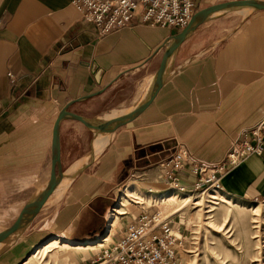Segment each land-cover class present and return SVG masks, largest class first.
<instances>
[{"label":"crops","instance_id":"obj_1","mask_svg":"<svg viewBox=\"0 0 264 264\" xmlns=\"http://www.w3.org/2000/svg\"><path fill=\"white\" fill-rule=\"evenodd\" d=\"M224 1L195 0L196 11ZM183 29L145 23L137 14L133 24L100 36L73 0H0V231L49 181L60 111L71 102L69 110L86 117L132 111ZM262 119L264 10L213 14L176 49L148 107L108 135L100 150L94 130L62 121L63 169L72 175L85 167L66 177L69 183L58 186L61 192L56 189L21 236L0 243V264H19L47 235L74 242L104 237L107 210L128 181L137 176L145 187L156 184L165 172L162 163L179 147L216 167ZM190 164L177 173L187 189L199 178ZM218 175L226 193L264 202V151ZM56 207L62 208L58 218L50 213ZM139 213L120 235L110 234V243Z\"/></svg>","mask_w":264,"mask_h":264},{"label":"built area","instance_id":"obj_2","mask_svg":"<svg viewBox=\"0 0 264 264\" xmlns=\"http://www.w3.org/2000/svg\"><path fill=\"white\" fill-rule=\"evenodd\" d=\"M73 3L83 18L97 27L100 36L133 24L137 14L145 23L182 29L190 23L196 11L195 0H73ZM9 75L14 79L12 73ZM263 151L264 119L256 123L249 130L248 137L236 144L216 167L192 159L179 147L162 163L165 167L162 179L165 184L185 191L187 187L180 183L177 173L186 169L190 162L191 173L199 177L194 189L210 184V187L223 191L218 173ZM207 172L210 174L205 176ZM151 206L141 208L137 219L130 221L119 240L103 247L97 258H92L90 263L82 261L77 264H183L181 253L186 249L181 247V229H175L172 218H159V211L149 212Z\"/></svg>","mask_w":264,"mask_h":264},{"label":"rangeland","instance_id":"obj_3","mask_svg":"<svg viewBox=\"0 0 264 264\" xmlns=\"http://www.w3.org/2000/svg\"><path fill=\"white\" fill-rule=\"evenodd\" d=\"M227 13L240 14L235 10ZM134 179L137 181L131 182L130 188L135 190L134 195L137 198H130L126 207L118 205L128 181L121 191L118 192V198L115 203L107 210L106 215L109 217V223L111 216L113 217L115 213L114 209L120 207L125 212L122 215H115L116 223L113 228V235L118 233L120 235V231L124 229L123 225L131 218L132 213L138 214L141 208L147 209L148 206L152 205L148 209L149 212L156 213L159 211L161 218L167 216L169 217L168 219L172 218V224H175V229H181L184 244V247H181L186 249V252L181 253L183 264H264V202L246 201L220 190L219 192L224 199L230 200L231 203L220 200L217 203H212L209 202L208 196L210 193L218 195L216 193L218 191L215 192L209 186L210 184H206L200 189L193 188L181 191L179 188L165 184L161 177H156V180H158L156 184H146L147 187L140 181V177L136 176ZM59 187L58 193L61 190ZM172 192L176 193L174 196L179 197L169 202L161 201V196ZM186 196H192L195 200L185 203L183 206V198ZM196 200L202 201V205H194L193 202ZM179 207H181L180 211L174 214L173 211ZM257 207L260 208L258 217L261 220L260 228L254 227V218L256 216H254L252 210ZM61 211L62 208L56 207L51 209L50 213L58 218ZM42 231L39 232V235L44 236L41 233ZM257 231H259L260 237L254 238L253 236L257 234ZM110 234L111 232L108 229V233L104 237L75 242H101L106 240ZM177 234L181 235L179 232ZM34 239H36L35 242L40 240L39 236ZM54 239L61 240L58 247L52 249L43 257L31 260L32 262L30 261L28 264H77L82 261L90 263L92 258H97V253L102 249L93 250L89 253L81 251L73 253L65 246L69 241L74 242L73 240L57 235H47L37 242V246L30 251V254ZM28 256L24 257L19 264H24L29 259Z\"/></svg>","mask_w":264,"mask_h":264},{"label":"water","instance_id":"obj_4","mask_svg":"<svg viewBox=\"0 0 264 264\" xmlns=\"http://www.w3.org/2000/svg\"><path fill=\"white\" fill-rule=\"evenodd\" d=\"M244 8H251L252 11H262L264 10V0H229L217 4H212L196 11L190 23L180 33L174 35L171 41L168 43L160 66L154 75V79L145 98L132 111L111 118H100L86 117L76 112L70 111L69 106L73 102L63 108L56 119L53 129V169L51 177L46 183V185L43 187V189L39 192V194L36 195L25 206V208L19 214L14 223L6 229L0 231V243L11 242L21 236V234L31 225L35 217L41 211L48 198L56 191L64 177L75 176L77 173H79V171H81L85 167H81L79 171H77L73 175H67L65 173L63 169L60 149V127L62 121L66 119L78 120L88 128L94 130L95 136L100 133L111 134L120 127L130 123L148 107V105L156 96L157 92L162 87L167 65L170 61V58L172 57L176 49L180 46V44L213 14L221 12H230L234 10L238 11ZM92 158L93 154H91L90 160H92ZM28 255H30V252L28 253Z\"/></svg>","mask_w":264,"mask_h":264},{"label":"bare ground","instance_id":"obj_5","mask_svg":"<svg viewBox=\"0 0 264 264\" xmlns=\"http://www.w3.org/2000/svg\"><path fill=\"white\" fill-rule=\"evenodd\" d=\"M237 12V11H236ZM238 12L240 14H244V15H247L248 13L252 12V9L251 8H244V9H241V10H238ZM220 14V13H218ZM126 113L129 112V111H125ZM124 114V113H123ZM121 115V113H120ZM110 133H100L98 135L95 136L96 138V141H97V144L99 146V150L106 144V141L108 140V137L110 138ZM110 140V139H109ZM98 152V151H97ZM77 168V167H76ZM73 175V174H72ZM68 178V177H67ZM66 177H64V179L62 180L61 184L59 186H64V185H67L69 183V179H67ZM131 185H126L124 188V191H123V195L121 196L120 198V202H119V206L121 207H126L127 206V203H129L130 201V198H135L136 196L134 195V191L133 188H130ZM213 188V190L218 193V195L214 194V193H210L209 194V202H212V203H217L219 200L220 201H226L228 203H231L230 200H225L224 197L220 194V190L214 188V187H211ZM176 195V193L172 192L171 194H167V195H163L160 197L161 201L162 202H169L171 200H173L174 198H178L179 196H174ZM137 198V197H136ZM195 199L192 197V196H186L183 198V206L185 203H188L190 201H194ZM194 205H202V201H195L193 202ZM232 205V204H231ZM182 207V206H181ZM181 207H179L178 209H176L175 211H173V213H177L178 211H180ZM123 209L120 208V207H117L116 209H114L115 213L113 214V217L111 216V219H110V223H109V231L112 233L113 232V228H114V225L116 223V214H120L122 215L123 213H125L124 211H122ZM254 216H256V218H254V223H255V228H260L261 226V220H259V215H260V208H254L252 210ZM158 216L159 218L160 217V214L158 213ZM164 218H168L167 217H164ZM226 220V219H225ZM257 234H255L253 237L254 238H259L260 235H259V231L256 232ZM106 239V238H104ZM61 240L60 239H54V240H51L49 242H47L46 244H44L43 246H40L38 249H36L32 254H30L28 257L29 259L24 263V264H28L31 260H35L39 257H43L44 255H46L47 253H49L52 249L58 247V245L60 244ZM110 242V236L106 239V240H102L101 242H88V243H80V242H68L67 244H65V246L71 250V252H76V251H81L83 253H89L93 250H97V249H101L105 246L108 245V243ZM27 257V258H28ZM32 262V261H31Z\"/></svg>","mask_w":264,"mask_h":264}]
</instances>
